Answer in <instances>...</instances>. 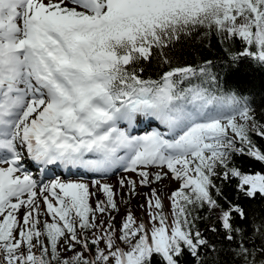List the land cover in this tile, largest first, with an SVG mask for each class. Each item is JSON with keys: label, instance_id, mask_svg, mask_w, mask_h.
Listing matches in <instances>:
<instances>
[{"label": "snow or ice", "instance_id": "snow-or-ice-1", "mask_svg": "<svg viewBox=\"0 0 264 264\" xmlns=\"http://www.w3.org/2000/svg\"><path fill=\"white\" fill-rule=\"evenodd\" d=\"M201 27L238 38L233 64L264 67V0H0V264H208L217 246L198 209L218 210L209 230L239 264H264V219L221 187L235 180L264 198V174L232 162H264L250 135L264 138V125L212 61L165 51ZM153 59L155 78L145 75ZM54 168L68 175L49 176ZM165 178L178 184L167 214L168 185L153 187ZM138 196L140 222L125 207L117 226V200Z\"/></svg>", "mask_w": 264, "mask_h": 264}, {"label": "trees", "instance_id": "trees-1", "mask_svg": "<svg viewBox=\"0 0 264 264\" xmlns=\"http://www.w3.org/2000/svg\"><path fill=\"white\" fill-rule=\"evenodd\" d=\"M205 32H208V35H205ZM240 48L241 44L238 38H229L221 42V38L216 35L215 31L201 27L188 36L182 35L174 48L165 51L182 64L195 65L202 61H212L224 89L234 91L241 97H248L254 109L255 119L264 125V67L258 66L257 63L247 58H241L236 64H233L230 57L238 54ZM141 63L143 64L144 61ZM159 70L160 66L153 59L149 62L145 75L150 74L155 78ZM250 135L258 146L264 148V138L256 135L255 132H250ZM232 162L246 173L260 172L264 174V162L235 153ZM235 184L236 181L233 180L229 184L221 185L222 191L228 199L241 205L249 214L256 213L258 220L264 219V198L258 195L255 199H249L242 193L235 191ZM220 203L224 204V201L221 199ZM225 207H227L226 204ZM195 214L207 217V219L197 220L196 225L207 239L217 246L218 260H209L208 264H239L233 254L228 251L230 242L224 239L223 233H212L209 230L213 225L219 228L218 210L209 212L207 209H198ZM237 226L244 227L246 235H251L250 221L240 222ZM255 244H261L259 237L256 238ZM207 255L212 256L214 254L209 250ZM181 264H194V260L190 255H187L181 258Z\"/></svg>", "mask_w": 264, "mask_h": 264}, {"label": "rangeland", "instance_id": "rangeland-1", "mask_svg": "<svg viewBox=\"0 0 264 264\" xmlns=\"http://www.w3.org/2000/svg\"><path fill=\"white\" fill-rule=\"evenodd\" d=\"M238 123H242V121H239L238 120ZM154 124H150L149 126H152ZM145 130V129H144ZM143 130V131H144ZM140 132V134H142V132ZM137 134V132H136ZM229 134L230 135H234L231 133L230 129H229ZM30 170L32 171H35L37 170L36 167L34 168H31ZM67 176V175H65ZM60 178H63V177H60ZM133 178L135 179V176H133ZM117 180H118V177L116 178H113L111 180H107L106 182L110 183V184H113V185H116L117 184ZM163 185H168V187L166 188H163V191L165 193L164 197H163V200H162V203H163V211L165 212V214L169 213L170 210H171V202L168 198V194L171 193V191H173L174 189L178 188V184L176 181L174 180H170V179H167L165 178L163 181L157 183V184H154L153 187H156L158 189H161ZM137 191L139 192H148L149 189L148 188H145V187H140L137 189ZM118 202V206L120 207V212L119 214H116V221L114 222L117 226H119L120 224V217L124 215L125 213V207H128L131 212L133 213L134 217L137 219V222L139 223L141 218H142V211L139 207H138V204L140 203H145V200H144V197L142 196H138L136 198H131L129 197V200H128V204L125 206L122 204L121 201H119V199L117 200ZM144 219H147V217H143ZM117 235H120L119 231L117 232ZM118 243H120L118 241ZM101 247H104L103 244H101Z\"/></svg>", "mask_w": 264, "mask_h": 264}, {"label": "bare ground", "instance_id": "bare-ground-1", "mask_svg": "<svg viewBox=\"0 0 264 264\" xmlns=\"http://www.w3.org/2000/svg\"><path fill=\"white\" fill-rule=\"evenodd\" d=\"M26 165H27V167H31L33 164L26 161ZM53 171H54V169L52 171H50L49 174H52Z\"/></svg>", "mask_w": 264, "mask_h": 264}]
</instances>
